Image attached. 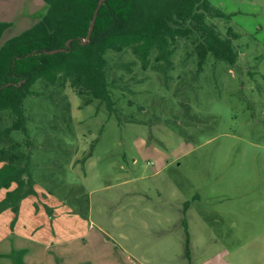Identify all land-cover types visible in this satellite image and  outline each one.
<instances>
[{
    "label": "rangeland",
    "instance_id": "374dc122",
    "mask_svg": "<svg viewBox=\"0 0 264 264\" xmlns=\"http://www.w3.org/2000/svg\"><path fill=\"white\" fill-rule=\"evenodd\" d=\"M209 1L230 14L212 19L222 35L239 34L233 64L208 56L199 68L181 44L166 72L136 61L114 111L70 88L67 109L24 100L33 192L0 211V252L26 248V264H264V0ZM44 11L0 0L2 41Z\"/></svg>",
    "mask_w": 264,
    "mask_h": 264
},
{
    "label": "trees",
    "instance_id": "16d2710c",
    "mask_svg": "<svg viewBox=\"0 0 264 264\" xmlns=\"http://www.w3.org/2000/svg\"><path fill=\"white\" fill-rule=\"evenodd\" d=\"M42 1V15L4 41L11 23L0 20V190L7 189L0 211L16 209L33 192L27 97L46 96L56 109L60 105L67 109L61 92L70 88L85 103L97 99L111 112L113 91L129 89L138 81L131 73L136 61L142 69L166 72L181 44L186 56L197 58L199 68L208 56L233 64L239 54L233 44L239 34L228 26L222 35L212 22L215 18L228 21L230 14L209 0H105L88 40L98 0ZM56 48L63 50L46 52ZM109 50L125 53L129 59H108ZM26 251L13 248L1 256L12 264H26Z\"/></svg>",
    "mask_w": 264,
    "mask_h": 264
},
{
    "label": "water",
    "instance_id": "95a60500",
    "mask_svg": "<svg viewBox=\"0 0 264 264\" xmlns=\"http://www.w3.org/2000/svg\"><path fill=\"white\" fill-rule=\"evenodd\" d=\"M105 0H98L97 1V4H96V7L93 11V14H92V18H91V21H90V24H89V28H88V32H87V36H86V40H88L90 38V35H91V32H92V29H93V25H94V22H95V19H96V16H97V12H98V9L100 7V5L104 2ZM63 50L62 48H56V49H51V50H47L46 52L47 53H56L58 51H61Z\"/></svg>",
    "mask_w": 264,
    "mask_h": 264
},
{
    "label": "crops",
    "instance_id": "0c3cea01",
    "mask_svg": "<svg viewBox=\"0 0 264 264\" xmlns=\"http://www.w3.org/2000/svg\"><path fill=\"white\" fill-rule=\"evenodd\" d=\"M4 21H6V20H4ZM8 22H9V21H8ZM13 248H14V247H12L11 249H13ZM11 249H9V250H7V251H5V252H0V261H1L2 259H8V260H9V258H7V257H2L1 255L10 252ZM15 249H19V248H15ZM28 253H29V250L27 249V251H26V253H25L24 257H23L25 263H26V256L28 255ZM2 264H6V263H2ZM9 264H12V261H11V260H10V263H9Z\"/></svg>",
    "mask_w": 264,
    "mask_h": 264
}]
</instances>
